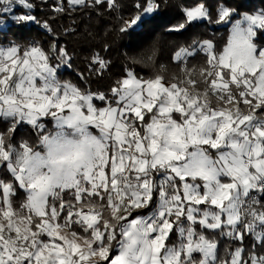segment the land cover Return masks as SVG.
<instances>
[{
    "label": "snow or ice",
    "instance_id": "obj_1",
    "mask_svg": "<svg viewBox=\"0 0 264 264\" xmlns=\"http://www.w3.org/2000/svg\"><path fill=\"white\" fill-rule=\"evenodd\" d=\"M90 6L115 9L117 0ZM233 15L220 7L213 21L201 4L185 10L175 30L203 20L229 23ZM145 19L138 14L121 31ZM260 31L264 11L245 13L222 52L211 41L199 45L206 64L198 71L185 67L167 83L159 73L144 79L128 71L106 92L61 82L59 69L71 67L66 48L53 45V55L34 44L0 48V119L10 124L0 133L7 173L0 179V264H264ZM193 50L181 48L174 59L182 63ZM91 64L99 77L109 67L99 53ZM25 123L36 144L17 147L10 135ZM17 190L24 193L19 209L12 203ZM140 210L150 211L133 216ZM222 238L236 245L227 260L218 256Z\"/></svg>",
    "mask_w": 264,
    "mask_h": 264
},
{
    "label": "trees",
    "instance_id": "obj_2",
    "mask_svg": "<svg viewBox=\"0 0 264 264\" xmlns=\"http://www.w3.org/2000/svg\"><path fill=\"white\" fill-rule=\"evenodd\" d=\"M28 3L32 5L31 8L16 7L10 14H0L3 24L0 26V48L15 45L23 49L34 44L50 55H53L49 51L53 45L66 48L72 57L71 67H61L59 79L93 92L108 91L128 71L144 79L154 78L159 73L165 77V83L181 74L185 67L198 71L206 64L205 53L198 50L204 41H211L217 53L222 52L230 39L229 26L203 20L175 30L184 23L187 9L202 4L210 11L213 21L220 7L235 10L232 20L241 19L245 13L251 15L264 11V0H117L115 9L92 7L90 0H86L89 6H75L74 10L67 0H28ZM150 3L155 7L147 15L144 9ZM58 5H64L69 11L57 13L54 9ZM24 14L34 16L36 22L17 24L13 18ZM138 14L146 18L145 23L136 27L135 31L129 29L122 32L125 22ZM256 43L264 47L261 32H258ZM189 47L194 48L192 56L178 63L174 54L181 48ZM96 53L109 64L102 77L97 76L92 69L91 60ZM53 63L58 61L53 60ZM44 123L49 131L54 130L50 118H45ZM9 127V122L0 119V133L7 134ZM10 140L17 147L23 141L36 144V135L30 125L23 124L11 133ZM6 176V170L0 169V179ZM64 198L71 199V193L64 194ZM12 203L15 209L21 207L24 203L22 190H17ZM149 211L140 210L133 216H146ZM172 239L175 241L176 237ZM250 243V240H246L245 246ZM234 247L236 245L231 241L222 238L219 259H229V252ZM117 252L118 248L112 255Z\"/></svg>",
    "mask_w": 264,
    "mask_h": 264
},
{
    "label": "rangeland",
    "instance_id": "obj_3",
    "mask_svg": "<svg viewBox=\"0 0 264 264\" xmlns=\"http://www.w3.org/2000/svg\"><path fill=\"white\" fill-rule=\"evenodd\" d=\"M0 3H2V5H3V8L2 9H0V14H10L13 10H14V8H16V7H24V6H22V5H20L19 4V0H12V2L10 3L9 2V0H0ZM5 7H7L8 8V10L7 11H4V8ZM25 8H27V7H25ZM153 12V11H152ZM149 13H147V15H148ZM14 20H16V17H14L13 18ZM236 20H232V22H229V23H222V25H224V26H229L230 27V30H232V26H233V23L235 22ZM2 21H0V26L2 27ZM261 32V34L264 36V31H260ZM257 36H258V34H257ZM230 37H231V35H230ZM5 49V48H4ZM198 50H199V48H198ZM200 51V50H199ZM26 124V123H25ZM53 124H54V122H53ZM54 128H55V124H54ZM60 243H63L62 241L60 242ZM117 254H118V252H117Z\"/></svg>",
    "mask_w": 264,
    "mask_h": 264
}]
</instances>
